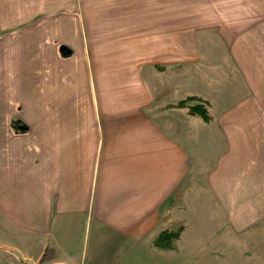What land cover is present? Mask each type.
<instances>
[{
  "label": "crops",
  "instance_id": "0c3cea01",
  "mask_svg": "<svg viewBox=\"0 0 264 264\" xmlns=\"http://www.w3.org/2000/svg\"><path fill=\"white\" fill-rule=\"evenodd\" d=\"M201 203L264 264V0H0V264L174 257Z\"/></svg>",
  "mask_w": 264,
  "mask_h": 264
},
{
  "label": "rangeland",
  "instance_id": "374dc122",
  "mask_svg": "<svg viewBox=\"0 0 264 264\" xmlns=\"http://www.w3.org/2000/svg\"><path fill=\"white\" fill-rule=\"evenodd\" d=\"M160 25H163V23L160 22ZM85 28L86 26L84 27V30ZM210 202H212L211 199L205 198L206 206L207 203L209 204ZM193 208L194 211L192 210L191 213V217L193 218V220L195 219V217L202 216L204 218L203 220L205 221H200V230H195L194 232H192V234H190L191 250L188 251L186 250L188 249L187 247H183L182 237L180 234L181 238L179 237L173 242L172 248H174L175 250L177 249L174 257H172V255L168 254L167 252H164V250H161V247H158V249L160 248L159 251H162L164 253H160L157 256H150L151 254L144 255L143 260L140 262V264H150L152 262V264H219L221 261L226 262L229 259V254L226 253V248L224 247V245H227L229 250L232 251L234 249V245L236 244L231 246L230 242L227 243V241H231L228 237H225L224 235L216 236L215 234H213V231L219 230L220 227L221 229H225L224 223L219 220V222L210 220V218L212 219L217 217L215 215H209L208 211H206V207L202 203L200 205H194L192 209ZM193 224H195V221ZM202 225H205V227L202 228ZM178 228L179 227H175L174 230L177 231ZM166 256H168V258ZM120 257L121 256H119V258ZM148 258H152L151 261L147 262ZM171 258H173V262ZM230 264H234V260H231Z\"/></svg>",
  "mask_w": 264,
  "mask_h": 264
},
{
  "label": "trees",
  "instance_id": "16d2710c",
  "mask_svg": "<svg viewBox=\"0 0 264 264\" xmlns=\"http://www.w3.org/2000/svg\"><path fill=\"white\" fill-rule=\"evenodd\" d=\"M182 105H189V112L194 116H198L205 121H210L212 119V114L210 113V102L202 97L192 96L186 101L181 103ZM183 227H179L177 231L166 230L163 231L158 238L155 239L154 244L157 247L169 249L173 247V242L180 237Z\"/></svg>",
  "mask_w": 264,
  "mask_h": 264
}]
</instances>
